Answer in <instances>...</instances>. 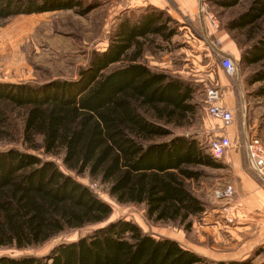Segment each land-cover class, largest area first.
<instances>
[{
  "label": "trees",
  "instance_id": "obj_1",
  "mask_svg": "<svg viewBox=\"0 0 264 264\" xmlns=\"http://www.w3.org/2000/svg\"><path fill=\"white\" fill-rule=\"evenodd\" d=\"M213 1L223 11L243 8L226 29L244 37V45L233 38L241 52L237 64L257 68L249 84L264 82V0ZM81 7V0H0V28L19 15ZM171 23L178 25L154 7L130 12L77 79L0 82V247H38L112 215L110 204L39 152L61 157L68 171L107 185L118 203L144 205L149 220L188 231L192 218L205 212L190 183L205 176L204 168L219 169L220 160L196 136L174 132L198 115L196 89L144 62L150 48L167 50L178 34ZM259 92L264 94V85ZM203 263L178 241L156 238L123 219L61 243L44 257H0V264Z\"/></svg>",
  "mask_w": 264,
  "mask_h": 264
},
{
  "label": "rangeland",
  "instance_id": "obj_2",
  "mask_svg": "<svg viewBox=\"0 0 264 264\" xmlns=\"http://www.w3.org/2000/svg\"><path fill=\"white\" fill-rule=\"evenodd\" d=\"M81 1L82 7L78 10L19 15L3 22L0 28V82L42 84L51 80L77 79L79 71L88 67L93 53L107 49L110 36L116 29L119 19L135 11L130 10L131 0ZM206 4L207 10L214 14L220 27L226 30L232 38H236L243 43L244 37L238 35L237 38L235 37L236 33H231L226 29L232 17L243 8L238 7L234 10L223 11L214 4L213 0H206ZM86 8H91V12L86 16L79 15V11ZM170 25L172 28L178 29V34L167 46V50L159 53L154 51V47L150 48L144 62L155 71L165 72L194 85L196 89L194 102L199 105V113L192 121L191 126L176 128L174 132L175 134L196 136L208 151L209 141L214 135L211 133L213 122L208 116V107L206 108V92L211 87H218L214 84L218 81L217 75L215 74L216 78L215 75L210 77V73L213 70L217 74L223 71H221L220 62L217 60L207 61L206 64H203L204 67L190 62H181L182 58L178 54L180 53L179 49L190 51V40L183 37V25L179 22L178 25L173 23ZM193 32L200 35L197 30ZM240 58L241 52L237 61L233 59L238 68L237 76L231 77L225 72L222 74L231 80V85L239 93L240 109L244 113V108L246 107L248 110L250 104L251 107L256 106L254 95L256 87H260V85L249 84L248 78L257 68L255 66H239L237 63ZM248 87L252 92L247 96L246 90H248ZM251 96L252 98H250ZM30 152L34 153L33 151ZM37 154L46 160L56 161L64 172L71 174L78 181L89 186L102 200L110 204L113 211L112 215L105 223L67 231L38 247L27 249L0 247V257H44L57 245L77 241L97 228L120 219L136 223L145 233L156 238L176 240L185 248L191 246L197 248L198 246L200 249H206L210 242L208 240L209 226H207L206 219L209 218L210 212L214 208L217 206L223 207L226 204L225 201H219L214 196L216 189L227 187L223 178L225 171L204 168L205 176L198 182L190 183V187L204 202L205 212L192 218V227L187 231L177 224L149 220L144 205L118 203L116 199L110 196L107 185H100L98 182L91 181L88 176H77L75 173L68 171L63 165L61 157L45 155L42 152ZM208 261V259H205L203 264L212 263Z\"/></svg>",
  "mask_w": 264,
  "mask_h": 264
},
{
  "label": "crops",
  "instance_id": "obj_3",
  "mask_svg": "<svg viewBox=\"0 0 264 264\" xmlns=\"http://www.w3.org/2000/svg\"><path fill=\"white\" fill-rule=\"evenodd\" d=\"M149 6L164 11L183 25V37L190 40L191 50L179 49L181 62L204 67L203 64L207 61L221 62L224 57L238 60L240 49L235 40L220 25L218 28L213 26L207 17L201 14V0L130 2V10L137 11ZM196 30L200 35L194 34L193 31ZM220 69L225 72L222 67ZM223 72L217 74L213 70L210 77L217 75L218 81L214 84L221 91L220 105L232 112L233 122L224 127L221 121L213 119L209 114L208 116L213 122L211 128L213 138L227 137L231 141L230 149L220 160L219 169L225 171L223 176L225 186L232 185L236 191L234 198L229 202L234 223H228L222 207L217 206L206 219L210 241L206 249H200L198 246L186 249L196 253L204 261L208 259L211 264H231L249 260L251 264H264V178H258L250 170L242 148V138L246 133L261 139L264 143V94L259 92L264 82L257 83L260 87H256L254 95L256 106L251 107L250 104L248 110L244 106L242 113L239 93L231 85V80L222 74ZM247 89L248 96L252 91L249 87Z\"/></svg>",
  "mask_w": 264,
  "mask_h": 264
},
{
  "label": "built area",
  "instance_id": "obj_4",
  "mask_svg": "<svg viewBox=\"0 0 264 264\" xmlns=\"http://www.w3.org/2000/svg\"><path fill=\"white\" fill-rule=\"evenodd\" d=\"M200 12L212 23L213 26L219 27L218 20L214 14L207 10L206 0H201ZM220 65L228 76L235 77L238 75L236 63L230 57L221 59ZM221 91L217 87H211L206 92V102L208 104V114L216 120L222 122L224 127H228L233 122V114L220 105ZM242 148L245 152L247 164L250 170L258 177L264 178V143L257 137H252L246 133L242 138ZM231 147V141L227 137L212 138L209 142V152L217 160H222ZM235 188L231 185L223 189H216L214 196L219 201H225L227 204L222 207L224 217L228 223H234L231 216V206L229 202L235 196ZM229 204V205H228Z\"/></svg>",
  "mask_w": 264,
  "mask_h": 264
}]
</instances>
